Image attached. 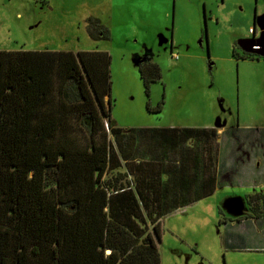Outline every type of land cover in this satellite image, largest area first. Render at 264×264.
Returning <instances> with one entry per match:
<instances>
[{"label":"trees","instance_id":"1","mask_svg":"<svg viewBox=\"0 0 264 264\" xmlns=\"http://www.w3.org/2000/svg\"><path fill=\"white\" fill-rule=\"evenodd\" d=\"M85 27L109 38L96 17ZM136 67L148 97L161 70ZM110 69L102 50H0V264H160V218L176 207L147 192L156 171L134 161L142 129L111 116Z\"/></svg>","mask_w":264,"mask_h":264},{"label":"rangeland","instance_id":"2","mask_svg":"<svg viewBox=\"0 0 264 264\" xmlns=\"http://www.w3.org/2000/svg\"><path fill=\"white\" fill-rule=\"evenodd\" d=\"M88 17L108 28V39L89 37ZM170 32L169 51V43L159 39H169ZM254 42L260 51H252ZM0 50L106 51L111 56V116L127 132L220 120L230 127L249 125V133L264 142V59L233 56V51L264 54V0H0ZM142 57L161 70L148 97L135 63ZM163 93L161 110L148 112L146 102L156 107ZM126 176L134 184L132 175ZM260 177L254 176V182H264ZM221 190L163 214L155 241L160 264H264V253L225 249L219 224L235 214L227 198L237 209L241 193L253 195L264 187ZM146 228L152 231L150 221Z\"/></svg>","mask_w":264,"mask_h":264},{"label":"crops","instance_id":"3","mask_svg":"<svg viewBox=\"0 0 264 264\" xmlns=\"http://www.w3.org/2000/svg\"><path fill=\"white\" fill-rule=\"evenodd\" d=\"M205 45L208 53V39ZM262 56L255 54L256 60L264 59V54ZM139 128L142 130L136 135L134 161L140 162L143 169L156 171V186L149 187L147 192L164 196L163 205L176 207L168 210L196 203L220 189L222 193L228 186L264 187L263 180H253L254 176L264 179V142L260 135L249 133L252 130L249 125L230 127L216 120L214 124ZM247 177L249 180H245ZM149 180L153 179L148 177L146 181ZM254 193L264 197L262 190ZM243 194L245 198L242 197L241 207L237 209L235 203L226 199L235 214L219 222L225 231L223 247L264 253L263 200L248 203V197L253 195Z\"/></svg>","mask_w":264,"mask_h":264},{"label":"flooded vegetation","instance_id":"4","mask_svg":"<svg viewBox=\"0 0 264 264\" xmlns=\"http://www.w3.org/2000/svg\"><path fill=\"white\" fill-rule=\"evenodd\" d=\"M171 35H172V32H170V38H169V39H167L168 37L160 38V39H159V41H160L161 43H166V44L169 43V45H170V49H169V51L171 50V45H172ZM260 49H261V46H259V50H260ZM146 58H148V57H146ZM148 59H149V58H148ZM149 60H151V59H149Z\"/></svg>","mask_w":264,"mask_h":264},{"label":"built area","instance_id":"5","mask_svg":"<svg viewBox=\"0 0 264 264\" xmlns=\"http://www.w3.org/2000/svg\"><path fill=\"white\" fill-rule=\"evenodd\" d=\"M254 31H255L254 28H250V29H249V32H251L252 34H254ZM251 48H252L253 50H259V45H258V44H253V45L251 46Z\"/></svg>","mask_w":264,"mask_h":264},{"label":"water","instance_id":"6","mask_svg":"<svg viewBox=\"0 0 264 264\" xmlns=\"http://www.w3.org/2000/svg\"><path fill=\"white\" fill-rule=\"evenodd\" d=\"M253 44H258V43L254 42ZM253 44H252V45H253ZM252 45H251V46H252ZM251 49H252V48H251ZM252 51H259V50H253V49H252ZM143 59H144V57L141 58L142 61H143ZM138 62H140V60H136V61H135L136 64H138ZM262 206H263V209H264V201H263V203H262Z\"/></svg>","mask_w":264,"mask_h":264}]
</instances>
